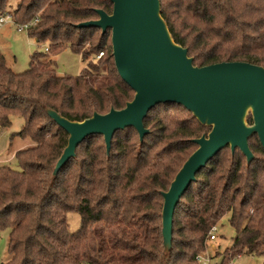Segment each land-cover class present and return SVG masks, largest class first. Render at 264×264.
<instances>
[{
	"label": "trees",
	"instance_id": "obj_1",
	"mask_svg": "<svg viewBox=\"0 0 264 264\" xmlns=\"http://www.w3.org/2000/svg\"><path fill=\"white\" fill-rule=\"evenodd\" d=\"M7 2L0 0V15L8 14ZM159 2L173 41L187 49L194 66L264 68V0ZM95 10L111 14L112 4L19 0L9 14L16 25L37 20L28 36L49 48L33 54L19 74L0 56V132L20 117L23 125L12 137L31 142L14 154L17 169L0 167V231H9L4 264H197L210 229L225 215L235 237L221 264L242 254L264 258V151L255 135L248 140L249 165L239 150L226 147L196 174L175 208L171 248L164 251L161 193L196 150L192 140L210 131L180 106L151 109L142 141L133 128L117 131L108 155L102 136L87 137L52 178L68 136L47 110L82 122L121 110L134 96L115 70L111 31L76 27L96 20ZM65 49L85 64L76 77L55 72L51 57ZM70 213L79 217L75 232L69 231Z\"/></svg>",
	"mask_w": 264,
	"mask_h": 264
},
{
	"label": "water",
	"instance_id": "obj_2",
	"mask_svg": "<svg viewBox=\"0 0 264 264\" xmlns=\"http://www.w3.org/2000/svg\"><path fill=\"white\" fill-rule=\"evenodd\" d=\"M111 14L95 10L96 20L77 28L111 31L115 70L134 96L121 110L93 113L72 122L52 110L49 118L62 129L67 145L52 172L55 179L72 158L78 145L92 135L102 136L107 155L117 131L133 128L140 141L149 133L143 120L158 105L173 104L210 128L192 142L196 150L183 163L167 191L161 193V234L164 251L172 241V220L181 197L196 174L221 150H239L249 165L254 156L248 140L257 136L264 151V68L244 62H223L204 67L193 65L186 48L177 45L160 15L159 0H110ZM250 117L251 124L247 119Z\"/></svg>",
	"mask_w": 264,
	"mask_h": 264
},
{
	"label": "rangeland",
	"instance_id": "obj_3",
	"mask_svg": "<svg viewBox=\"0 0 264 264\" xmlns=\"http://www.w3.org/2000/svg\"><path fill=\"white\" fill-rule=\"evenodd\" d=\"M19 0H8L6 11L8 15L12 13ZM4 15V14H3ZM47 42L38 44L35 39L28 36L27 32H18L16 24L13 21L0 26V56L3 57L4 63L14 73H23L29 68L31 56L35 53L47 54ZM55 72L62 76L76 77L80 75L85 64L79 55L71 53L69 50L64 51L51 57ZM23 120L20 117L11 118V126L0 132V167L3 165L17 169L13 156L17 151L26 149L31 146L28 139L22 140L12 137V134L20 131ZM69 231L75 232L79 226V217L76 214L67 216ZM214 241H206L204 252L206 256L213 260L220 261L224 251L232 248L235 231L229 223L228 215H225L215 226ZM9 231H0V264L9 261L7 253ZM85 264V263H84ZM233 264H264V258L260 256H250L242 254L233 258Z\"/></svg>",
	"mask_w": 264,
	"mask_h": 264
},
{
	"label": "built area",
	"instance_id": "obj_4",
	"mask_svg": "<svg viewBox=\"0 0 264 264\" xmlns=\"http://www.w3.org/2000/svg\"><path fill=\"white\" fill-rule=\"evenodd\" d=\"M12 21L11 16L6 15H0V26L5 25L6 23ZM37 20L29 23V24H23V25H16L18 32H27L28 28L36 23ZM47 51V49H45ZM102 56V53H100L96 58L99 59ZM216 232L215 226L210 229V232L207 236V241H214L216 238L214 236V233ZM197 264H221L220 261L213 260V258H210L206 256L203 253H200L196 257ZM227 264H233V259H231Z\"/></svg>",
	"mask_w": 264,
	"mask_h": 264
}]
</instances>
